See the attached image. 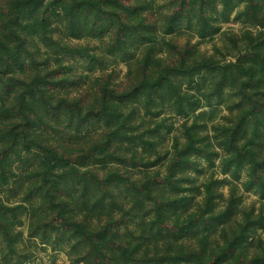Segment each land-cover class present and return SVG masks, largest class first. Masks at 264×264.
Masks as SVG:
<instances>
[{"label":"rangeland","instance_id":"rangeland-1","mask_svg":"<svg viewBox=\"0 0 264 264\" xmlns=\"http://www.w3.org/2000/svg\"><path fill=\"white\" fill-rule=\"evenodd\" d=\"M222 1L211 0L208 5L205 25L211 35L201 37L197 13L191 23L183 22L179 29L169 33L165 29L169 0H149L148 9L157 24L150 34L155 42L134 50L128 60L117 52H109L110 35L101 37L97 32H85L82 38H73L69 35L71 31L58 20L53 24L54 37L70 47L87 48L96 60L90 61L78 54H55V50L38 44L41 53L49 55L52 67L61 61L68 76L82 77L69 86L71 95L84 90L93 92L97 81L101 82L100 79L110 74L114 85L127 87L139 76L138 60H142L150 46L154 60L150 74L175 63L180 57L177 51L182 54L190 51L194 56L186 59L202 65L198 64L201 72L194 76L197 81L191 82L187 75L177 77L183 92L198 98L197 101L191 99L195 103L192 109L188 107L184 113L177 112L174 99L164 90L163 96L155 100L151 112L144 110L143 96L125 106L126 113L133 112L129 122L132 135H144L143 141L148 143L137 138L117 151L127 160L107 159L105 164L94 167L101 175L112 173L121 178L109 187V198L97 200L100 191H91L82 199L81 187L75 182L59 188L72 202L69 215L84 229L87 225L98 227L109 220L118 221L123 241L131 243L132 249L138 247L140 256L146 253L148 258L158 257L139 264H264V170L258 168L259 177H256L248 161L239 168L228 165L226 161L230 154L223 145L222 136L240 113L236 109L235 93H238L244 76L233 73L234 82L224 89L223 96L214 98L212 83L217 80L218 71H209L204 66L207 60L221 64L243 60V56L252 53L250 49L262 29L243 15V0H232L227 6H223ZM7 2L0 0V9H7ZM58 9L62 11L61 7ZM251 120L246 139L256 143L257 158L262 160L264 128H260L258 135H252L254 121ZM102 127L95 124L92 134L100 135ZM188 128L194 135L193 144L203 147L207 155L193 152L191 159L195 161V167L181 172L176 184L152 186L158 187L152 189L153 197L158 196V201H170L172 205L164 212L167 223L164 230L154 222L155 204L120 181L126 177L139 183L147 178L159 182L166 179V167L174 148L190 142L187 141ZM2 135L0 131V141ZM246 139L241 146L246 142L249 144ZM24 156L30 160L25 165L15 162L13 172L8 174V182L0 181V200L9 207L3 214L6 213L13 237L10 246L8 240L0 236V264H93L94 256L81 235L60 224H47L40 199L27 198L37 162L33 154L24 152Z\"/></svg>","mask_w":264,"mask_h":264},{"label":"trees","instance_id":"trees-1","mask_svg":"<svg viewBox=\"0 0 264 264\" xmlns=\"http://www.w3.org/2000/svg\"><path fill=\"white\" fill-rule=\"evenodd\" d=\"M148 1L8 0L7 9H0V120L3 122L0 124L3 133L0 141V181L8 182V174L13 172L15 162L25 165L30 160L24 156V152L33 154L37 163L32 171L33 182L27 191V198L40 199L47 224H60L80 234L89 244L94 256L93 264H139L157 260L158 257L148 258L146 253L140 256L138 247L132 249L131 243L123 241L118 221L109 220L98 227L87 225L84 229L69 215L72 202L65 198L59 188L68 182H75L81 187L82 199L91 191H100L97 200L109 198V187L121 178L112 173L101 175L94 167L105 164L107 159L127 160L117 154L120 147L137 138L144 140V135H132L129 122L133 112L126 113L125 106L143 96L144 110L151 112L155 100L163 96L164 90L174 99L177 112H186L188 107L195 105L191 99L197 101L198 98L183 92L177 77L187 75L191 82L197 81L194 76L195 73L200 74L202 65L186 59L194 56L190 51L184 54L177 51L180 57L175 63L162 66L159 71L150 74L149 68L154 61L150 46L142 60H138L139 76L127 87L114 85L110 74L100 79L101 82L97 81L93 92L84 90L71 95L69 86L79 82L82 77L68 76L63 71L66 67L61 61L52 67L49 55L44 56L38 44L55 50V54H78L84 59L96 60V56L91 55L87 48L70 47L54 37L53 24L58 20L71 31L69 35L73 38H82L85 32H97L101 37L110 35L109 52H117L128 60L134 50L155 42L150 34L157 24L151 9H148ZM231 1L223 0L222 4L227 6ZM210 2L169 0V11L165 15L166 31L173 33L183 22L191 23L194 13H197L199 35H211L207 33L205 25ZM243 2V15L262 29L250 49L252 53L236 63L221 64L207 60L204 66L209 71H218L217 80L214 79L212 83L214 98L223 96L224 89L234 82L233 73L239 72L244 76L238 95L235 93L236 109L240 113L225 129L223 145L230 154L226 161L228 165L239 168L248 161L254 175L259 177L257 170H264V158H257L256 143L246 139V131L251 119L254 121L252 135H258L260 128H264V0ZM188 61L190 64L187 65ZM95 124L103 126L97 136L91 132ZM193 137L188 128L187 141L190 142L174 148L166 167L168 176L161 179L162 182L147 178L139 183L130 177L120 181L132 186V191L155 204L154 222L164 230L167 224L164 212L172 205L170 201H158V196L153 197L152 189L158 187L152 186L176 184L181 172L190 166L195 167V161L191 159L193 152L207 155L203 147L193 144ZM244 139L249 144L246 142L241 146ZM8 210L9 207L0 200V236L12 246L11 229L6 213L3 214Z\"/></svg>","mask_w":264,"mask_h":264}]
</instances>
